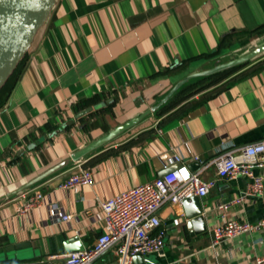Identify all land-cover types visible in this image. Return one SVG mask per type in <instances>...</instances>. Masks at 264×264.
Here are the masks:
<instances>
[{
	"label": "crops",
	"instance_id": "1",
	"mask_svg": "<svg viewBox=\"0 0 264 264\" xmlns=\"http://www.w3.org/2000/svg\"><path fill=\"white\" fill-rule=\"evenodd\" d=\"M261 47L264 0H57L0 93V264H60L75 237L91 250L104 229L100 202L176 169L174 155L193 171L206 167L207 180L217 157L264 141V52L221 78L197 76ZM79 164L93 172V184L61 188ZM255 174L264 178V169ZM248 183L243 177L219 181L200 198L204 233L186 226L183 205L164 207L165 256H145V263L264 258V230L218 243L213 234L225 220H264V191L226 213L220 209L245 196ZM36 192L44 205L23 213ZM55 204L70 221L50 216ZM115 250L95 264H117Z\"/></svg>",
	"mask_w": 264,
	"mask_h": 264
},
{
	"label": "built area",
	"instance_id": "2",
	"mask_svg": "<svg viewBox=\"0 0 264 264\" xmlns=\"http://www.w3.org/2000/svg\"><path fill=\"white\" fill-rule=\"evenodd\" d=\"M199 161V158H195ZM170 164L178 165L176 169L156 180L113 195L100 202L104 220L103 234L99 236L91 250L68 253L60 264H95L103 253L116 246L117 264H134L138 255L159 257L165 256V235L159 231L162 226L161 210L170 204L183 205L193 197L206 198L219 181L248 178L249 183L245 196L230 203L221 205L223 213L232 204H241L259 197L264 191V178L255 171L264 169V141L231 149L217 157L212 164L215 174L211 179H204L201 171H193L184 159L174 155ZM79 169L64 183L61 188L74 189L93 184V172ZM44 195L36 192L24 206L22 212H30L44 205ZM224 215V214H223ZM50 216L62 221H70V216L60 206L50 207ZM224 217H226L224 215ZM264 230V220L258 223H244L236 220H225L213 228L215 242L232 239L248 232ZM254 264H264V258L258 257Z\"/></svg>",
	"mask_w": 264,
	"mask_h": 264
},
{
	"label": "water",
	"instance_id": "3",
	"mask_svg": "<svg viewBox=\"0 0 264 264\" xmlns=\"http://www.w3.org/2000/svg\"><path fill=\"white\" fill-rule=\"evenodd\" d=\"M57 0H0V91L5 87L10 78L14 75V72L18 69L19 64L25 59L31 50L32 44L39 34V32L46 25L54 11ZM264 52V47L255 50L252 53L244 56L240 59H235L230 62L219 65L213 69L207 70L204 73H200L197 76L205 77L224 72V70L241 66L250 60L255 59ZM186 80L179 83L169 95L162 101L165 103L167 99L179 90ZM89 109L80 114V116L91 112ZM121 129L111 132L110 135L95 141L92 145L76 152L72 160L78 161L86 154L91 152L94 148L106 142L112 135L116 134ZM42 174L31 183L21 187L17 192H23L28 188L34 186L39 180L54 173L59 168ZM184 216L188 220L186 226H190V223L198 228L201 226L200 232H205L203 206L199 197H193L185 201L183 204ZM68 253H76L84 251V247L81 245L79 238L71 239L65 245ZM145 256L138 255L134 257L135 264H148L145 263Z\"/></svg>",
	"mask_w": 264,
	"mask_h": 264
},
{
	"label": "trees",
	"instance_id": "4",
	"mask_svg": "<svg viewBox=\"0 0 264 264\" xmlns=\"http://www.w3.org/2000/svg\"><path fill=\"white\" fill-rule=\"evenodd\" d=\"M22 63V62H21ZM20 63V64H21ZM20 64H19V66H20ZM246 64H248V63H244L243 65H241V66H238V67H236V68H232L231 70L229 69V70H224V72H221V73H218V74H215V75H213V76H206L205 78H207L208 80H212L214 77H223L224 75H227L228 73H231L232 72V70H234V69H237V68H241V67H243L244 65H246ZM19 66H18V69H19ZM18 69L14 72V75L16 74V72L18 71ZM14 75L10 78V80L7 82V84L5 85V87L0 91V93L1 92H3L5 89H6V87H7V85H8V83L11 81V79H13V77H14ZM200 91V90H199Z\"/></svg>",
	"mask_w": 264,
	"mask_h": 264
}]
</instances>
